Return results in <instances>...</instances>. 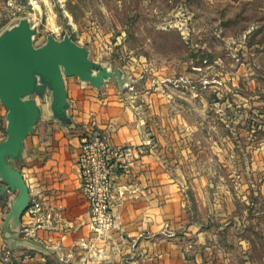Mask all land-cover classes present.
I'll return each mask as SVG.
<instances>
[{
    "label": "crops",
    "instance_id": "crops-1",
    "mask_svg": "<svg viewBox=\"0 0 264 264\" xmlns=\"http://www.w3.org/2000/svg\"><path fill=\"white\" fill-rule=\"evenodd\" d=\"M111 79L96 88L78 76L66 77L71 125L44 109L27 137L24 157L15 165L43 210L36 216L26 211L21 227L9 230L20 237L33 234L47 250L34 240L4 237L15 195L8 191L0 195V264H264L238 260L237 255L252 246L249 234L255 230L264 243V210L243 216L254 222L253 228L241 225L232 191L199 169L198 156L185 139L193 131L153 121L150 107L155 115L159 111H154L151 97L143 98L145 104L136 103ZM7 111L0 102V140L6 136ZM87 127L105 132L115 145L145 148L130 170L114 171L115 223L101 230L91 226L81 189L79 135ZM260 187L264 199V178ZM227 215L231 222H225Z\"/></svg>",
    "mask_w": 264,
    "mask_h": 264
},
{
    "label": "rangeland",
    "instance_id": "rangeland-1",
    "mask_svg": "<svg viewBox=\"0 0 264 264\" xmlns=\"http://www.w3.org/2000/svg\"><path fill=\"white\" fill-rule=\"evenodd\" d=\"M24 16L37 24L36 45L72 34L124 70L136 103L151 97L153 121L193 131L185 139L199 169L232 191L241 225L253 228L243 216L264 210V0H0V32ZM261 236L249 234L238 260H264Z\"/></svg>",
    "mask_w": 264,
    "mask_h": 264
},
{
    "label": "water",
    "instance_id": "water-1",
    "mask_svg": "<svg viewBox=\"0 0 264 264\" xmlns=\"http://www.w3.org/2000/svg\"><path fill=\"white\" fill-rule=\"evenodd\" d=\"M37 32V24L29 16L0 32V102L8 110L6 136L0 140V195L15 192L3 226L7 240L33 242L10 234L9 228L21 227L22 216L31 203L29 185L15 163L23 159L26 139L42 118L44 105L53 118L70 126L66 77L78 76L96 88L111 78L121 87L130 82L123 69L94 60L89 47L77 42L72 34H48L42 45H36Z\"/></svg>",
    "mask_w": 264,
    "mask_h": 264
},
{
    "label": "built area",
    "instance_id": "built-area-1",
    "mask_svg": "<svg viewBox=\"0 0 264 264\" xmlns=\"http://www.w3.org/2000/svg\"><path fill=\"white\" fill-rule=\"evenodd\" d=\"M80 137L78 165L81 189L91 214V226L101 230L113 226V192L116 187L114 171L127 172L134 161L145 151L143 145H115L108 135L94 127L83 129ZM43 210V203L35 198L27 209L36 216Z\"/></svg>",
    "mask_w": 264,
    "mask_h": 264
},
{
    "label": "trees",
    "instance_id": "trees-1",
    "mask_svg": "<svg viewBox=\"0 0 264 264\" xmlns=\"http://www.w3.org/2000/svg\"><path fill=\"white\" fill-rule=\"evenodd\" d=\"M0 28H1V25H0Z\"/></svg>",
    "mask_w": 264,
    "mask_h": 264
}]
</instances>
